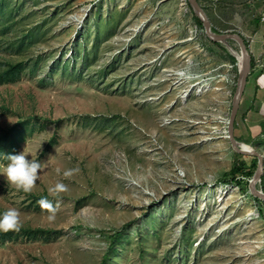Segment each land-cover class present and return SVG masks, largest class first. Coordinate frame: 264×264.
<instances>
[{"label": "rangeland", "instance_id": "obj_1", "mask_svg": "<svg viewBox=\"0 0 264 264\" xmlns=\"http://www.w3.org/2000/svg\"><path fill=\"white\" fill-rule=\"evenodd\" d=\"M201 1L247 41L234 137L264 165V0ZM229 47L188 0H0V71L24 64L0 84V136L26 123L18 154L40 163L29 193L0 175L22 225L0 264H264V201L229 176L253 161L230 140Z\"/></svg>", "mask_w": 264, "mask_h": 264}, {"label": "water", "instance_id": "obj_2", "mask_svg": "<svg viewBox=\"0 0 264 264\" xmlns=\"http://www.w3.org/2000/svg\"><path fill=\"white\" fill-rule=\"evenodd\" d=\"M189 4L191 5L194 13L201 19L204 26V31L206 36L212 41L216 43L225 44L226 46H230V42L234 41L239 44L240 46V55L242 56V59H240L238 53H233L235 58L239 61V86L237 93L234 97L233 102V109H232V115L229 122V134H230V140L232 142V145L237 153L244 154V155H251L253 157L258 158L259 164L258 169L250 182V190L251 194L262 201H264V192L262 190L258 189V184L262 181V175L264 174V165H263V156L257 153L256 151H248L245 150L244 145L239 143L235 137H234V125L235 120L241 105L242 97L245 92L246 85L248 83V78L251 72L252 68V57L250 55V51L248 46L245 43V40L240 36L239 34H233V33H216L213 31V26L208 18V15L202 8L199 0H188ZM230 50L231 47H229ZM234 52V51H233Z\"/></svg>", "mask_w": 264, "mask_h": 264}, {"label": "trees", "instance_id": "obj_3", "mask_svg": "<svg viewBox=\"0 0 264 264\" xmlns=\"http://www.w3.org/2000/svg\"><path fill=\"white\" fill-rule=\"evenodd\" d=\"M202 8L206 12V14L209 16L208 8L205 6L201 0H199ZM194 19L196 23L204 29L203 22L197 15L194 13ZM214 32H218L217 29L213 27ZM219 33V32H218ZM242 36V35H240ZM242 38L245 40V38L242 36ZM231 41L230 43H232ZM246 45L247 41L245 40ZM218 45H221V43H216ZM249 48V47H248ZM230 61L234 65V67L237 69L238 61L234 56H230ZM254 66V60L252 59V67ZM6 69L3 71H0V84H7L11 82H15L18 77L20 76L24 64H8L5 66ZM26 123H20L16 126L11 127L9 130H7L3 135L0 136V162H3L4 164H7V160L5 159L6 155H13L18 154L20 146L25 143V128L22 126H25ZM259 160L256 157H253L252 164L249 166L245 162H241L235 165L234 169L229 173L230 178L232 181L237 183L238 185H241L240 178H248L252 179L258 169ZM262 181H264L262 179ZM258 202H261L260 199L255 198ZM44 232V230H32L28 229L25 230L26 233L36 234L37 232ZM13 231L8 232H0V239H8L12 236ZM120 234H117L116 237L118 238Z\"/></svg>", "mask_w": 264, "mask_h": 264}, {"label": "clouds", "instance_id": "obj_4", "mask_svg": "<svg viewBox=\"0 0 264 264\" xmlns=\"http://www.w3.org/2000/svg\"><path fill=\"white\" fill-rule=\"evenodd\" d=\"M7 164L0 166V175L6 178V181L14 185L17 189L25 193L31 192L34 184L38 178L40 163L38 161L30 160L22 153L6 155ZM71 170L65 175H71ZM67 186L64 184H57L54 191H66ZM45 206L51 208L47 201L42 202ZM53 215L49 216L52 220L55 218V209H52ZM19 221V213L15 209H9L0 213V232L19 231L21 228Z\"/></svg>", "mask_w": 264, "mask_h": 264}, {"label": "bare ground", "instance_id": "obj_5", "mask_svg": "<svg viewBox=\"0 0 264 264\" xmlns=\"http://www.w3.org/2000/svg\"><path fill=\"white\" fill-rule=\"evenodd\" d=\"M239 57H240V59H242L241 55H239ZM244 148H245V150H248V151H251V152L254 151V149L252 147L248 146V145H244Z\"/></svg>", "mask_w": 264, "mask_h": 264}]
</instances>
